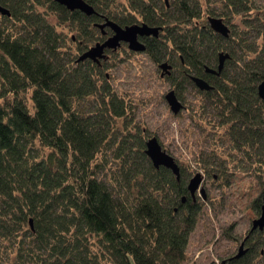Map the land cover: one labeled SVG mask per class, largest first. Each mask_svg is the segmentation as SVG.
<instances>
[{
  "label": "trees",
  "instance_id": "trees-1",
  "mask_svg": "<svg viewBox=\"0 0 264 264\" xmlns=\"http://www.w3.org/2000/svg\"><path fill=\"white\" fill-rule=\"evenodd\" d=\"M85 2L96 15L56 0H0L10 12L0 13V264H184L203 209L189 193L190 175L181 169L178 180L153 166L148 137L130 127L133 111L111 88L108 58L78 60L112 36L97 26L106 19L163 27L145 38L143 54L173 66L168 80L180 101L184 86L198 89L192 75L207 80L214 89L198 93L217 120L214 137L262 170L264 13L252 20L250 0H223L257 31L249 44L211 30L199 0H176L174 11L164 0ZM51 16L74 32V51ZM224 53L222 75L206 74ZM245 248L222 264H264V232Z\"/></svg>",
  "mask_w": 264,
  "mask_h": 264
},
{
  "label": "rangeland",
  "instance_id": "rangeland-1",
  "mask_svg": "<svg viewBox=\"0 0 264 264\" xmlns=\"http://www.w3.org/2000/svg\"><path fill=\"white\" fill-rule=\"evenodd\" d=\"M119 2L122 4L126 0ZM169 2V9L174 11L176 0ZM199 2L204 8L203 21H207L208 16L224 14L238 39L247 40L249 44L256 41L257 31L245 27L244 17L233 18L223 0ZM249 4L255 6L251 12L252 20L257 14L264 13V0H250ZM50 21L66 36L67 50L74 51L70 44L74 32L68 26L60 25L54 16ZM106 55L111 88L133 111L128 118L133 122L130 127L137 126L148 139L157 137L163 149L190 175L189 181L198 172L204 176V197L200 190L195 196L203 209L190 236L188 260L184 264H222L223 260L237 255L243 238L258 216L256 201L259 199L262 203L264 169L261 170L256 160H249L245 153L223 147L222 141L214 137L217 120L212 117V110L206 106L197 88L184 86L181 102L185 108L175 116L165 99V95L174 89L172 83L168 76H161L159 65L147 53H134L123 43L120 49L108 50ZM215 161L214 167L218 170L210 171V163Z\"/></svg>",
  "mask_w": 264,
  "mask_h": 264
},
{
  "label": "water",
  "instance_id": "water-1",
  "mask_svg": "<svg viewBox=\"0 0 264 264\" xmlns=\"http://www.w3.org/2000/svg\"><path fill=\"white\" fill-rule=\"evenodd\" d=\"M56 2L60 3L64 7H67L70 11H81L86 16H93L96 15L95 9L92 5L85 2V0H56ZM0 13L5 16L10 17V12L8 9L0 5ZM209 23L211 30H214L218 34L224 37H229L230 29L225 24L224 20L211 17L209 18ZM100 29L103 30L105 28H110L112 31V36L107 38L106 40L102 41L101 43L98 42L94 46L90 48L87 52L80 56V61L85 60H92L95 63L100 64L102 60L107 59L106 52L108 50L116 51L121 48L124 44L128 45V48L132 52L143 53L146 51V45L140 41L141 37L145 36H153L158 37L160 35L159 27H151L148 24H134L132 26H120L118 23L114 22L113 20L106 19L104 23H100L97 25ZM230 58V54H220L219 56V66L218 70H212L207 68L206 71L211 74H218L222 72L225 67V61ZM173 66L168 64L167 62H163L160 64V69L162 70L161 76H170L172 72ZM191 80L195 83L200 91H211L213 90V86L210 85L204 78H200L197 76L192 75ZM258 95L264 100V81L261 82L258 88ZM165 99L169 106V109L172 110L175 116L182 113L184 110V104L177 98L176 92L174 89L170 90L169 93L165 95ZM146 150L145 154L149 157L150 161L152 162L153 166L157 169L163 167L169 169L173 175L177 177L178 180L181 179V167L178 165L175 157L171 156L163 149L161 143H159L157 137H151L146 142ZM204 181V176L201 173H196V176L193 177L187 187L189 193L192 198L196 199V194L200 190L201 194L204 197L205 189L202 186ZM183 202H186V198L183 199ZM253 230L260 229L264 230V204L262 207V213L258 219H255L252 225ZM244 243L240 247V253L236 256L237 258L242 257L246 250L244 249Z\"/></svg>",
  "mask_w": 264,
  "mask_h": 264
},
{
  "label": "flooded vegetation",
  "instance_id": "flooded-vegetation-1",
  "mask_svg": "<svg viewBox=\"0 0 264 264\" xmlns=\"http://www.w3.org/2000/svg\"><path fill=\"white\" fill-rule=\"evenodd\" d=\"M164 2H165V5H166V7L165 8H169V7H171V4H170V2H169V0H164ZM203 8V7H202ZM204 9V8H203ZM216 14V13H215ZM220 14H218L217 16L216 15H213V16H208L207 17V20H208V24H209V26H210V23H209V18H211V17H215V18H219V19H222V20H224V22H225V24L228 26V24H227V22H226V18H224L223 16L222 17H220L219 16ZM137 24H139V23H137ZM143 23H141L140 25H142ZM156 27H159V28H161L160 29V34L161 33H163V27H161V26H156ZM155 27V28H156ZM211 28V27H210ZM228 28H229V26H228ZM107 29H110V28H105L104 29V35L105 36H107ZM230 29V28H229ZM232 32V30L230 29V33ZM113 35V34H112ZM230 36V35H229ZM109 37H111V36H107V38H109ZM150 37H152V36H145V37H141L140 38V41L143 43V44H145V38H150ZM106 38V39H107ZM105 39V40H106ZM123 45V44H122ZM146 45V44H145ZM146 47H147V45H146ZM107 53V52H106ZM168 63V62H167ZM225 63V62H224ZM173 69V68H172ZM210 69H212V70H218V68H210ZM206 74H208V75H211L212 77H220L222 74H221V72L220 73H218V74H211V73H208V72H206ZM207 81V80H206ZM208 82V81H207ZM209 83V82H208ZM210 84V83H209ZM211 85V84H210ZM263 204H264V199H262V203H261V212H260V214L257 216V218H255V219H258L259 218V216L261 215V213H262V207H263ZM254 219V220H255ZM254 220H253V222H254ZM253 222H252V225H253ZM252 225H251V230L247 233V235L243 238V242L240 244V247L242 246V244L244 243L245 245H244V249L246 250V245H247V241H248V239L252 236V235H254V233H256V232H264V230H260V229H256V230H253V228H252ZM240 247H239V249H240ZM239 249H238V251H239ZM239 253H240V251H239Z\"/></svg>",
  "mask_w": 264,
  "mask_h": 264
}]
</instances>
